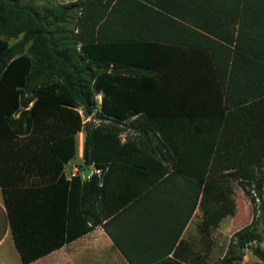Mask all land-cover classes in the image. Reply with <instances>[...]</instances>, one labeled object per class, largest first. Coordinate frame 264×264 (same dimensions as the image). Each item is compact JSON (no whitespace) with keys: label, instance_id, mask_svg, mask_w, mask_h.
<instances>
[{"label":"trees","instance_id":"obj_1","mask_svg":"<svg viewBox=\"0 0 264 264\" xmlns=\"http://www.w3.org/2000/svg\"><path fill=\"white\" fill-rule=\"evenodd\" d=\"M20 35L14 45L1 38ZM81 131L82 166L102 175L67 181ZM167 162L189 171L197 197L205 184L208 227L236 214L227 194L239 185L256 210L220 264H239L247 250L264 264V0H0V185L24 264L100 221L86 195L100 196L111 170H139L145 189ZM42 171L79 188L84 227L68 225L67 238L39 249L13 207Z\"/></svg>","mask_w":264,"mask_h":264},{"label":"crops","instance_id":"obj_2","mask_svg":"<svg viewBox=\"0 0 264 264\" xmlns=\"http://www.w3.org/2000/svg\"><path fill=\"white\" fill-rule=\"evenodd\" d=\"M129 131L120 135L122 142L133 135ZM75 139L76 157L63 170L66 180L72 179L74 166L80 170L77 176L82 181L81 172L87 168L92 169L91 175L100 177L102 171L95 166H82L84 131ZM167 158L171 162L173 154ZM166 166L164 177L145 189L139 170H111L103 193L86 195L85 207H97L100 221L94 226L89 221L92 229L86 234L65 241L29 264H207L206 258L214 254L217 245L213 232L223 231L233 216L223 218L217 227H208L201 207L205 184L197 197L189 171L174 169L168 162ZM42 172L26 178L21 188L32 190L17 193L13 207L15 221L25 228L26 237L41 242L39 249L67 238L68 225L71 232L84 227L78 224L82 211L79 188H66L53 181L52 171ZM0 264H24L13 240L1 185Z\"/></svg>","mask_w":264,"mask_h":264},{"label":"rangeland","instance_id":"obj_3","mask_svg":"<svg viewBox=\"0 0 264 264\" xmlns=\"http://www.w3.org/2000/svg\"><path fill=\"white\" fill-rule=\"evenodd\" d=\"M27 1L28 0H21L22 3ZM72 1L75 0H55V3L65 4ZM36 7L41 12H45L42 2H37ZM1 38L6 40L9 45H14L22 40L23 35H20L18 38L4 36H1ZM30 47L31 42H27L24 46L23 54L30 56ZM96 98L99 103L100 96L98 95ZM129 133L131 134V131H129ZM74 162H78V158H76ZM227 197L235 205L236 214L231 219H229L226 224L223 225V231H219L217 229L215 232H213V234L211 233L212 236L217 240V245L215 251H213L214 254L206 258L207 264H220V259L224 256L232 235L236 231L250 224L255 214L256 207L251 204L250 199L245 195L244 191L236 184V182L233 184L232 191L228 192ZM258 202L259 201H257V204H259ZM258 231L262 237L260 247L264 249V225H260ZM257 245L259 244H253V246ZM255 262H258V259L252 254L251 250H247L245 257L239 264H252Z\"/></svg>","mask_w":264,"mask_h":264},{"label":"water","instance_id":"obj_4","mask_svg":"<svg viewBox=\"0 0 264 264\" xmlns=\"http://www.w3.org/2000/svg\"><path fill=\"white\" fill-rule=\"evenodd\" d=\"M96 168V167H94ZM92 173V169L91 168H87L84 170L83 172V178H84V181H87L88 180V177L89 175Z\"/></svg>","mask_w":264,"mask_h":264},{"label":"built area","instance_id":"obj_5","mask_svg":"<svg viewBox=\"0 0 264 264\" xmlns=\"http://www.w3.org/2000/svg\"><path fill=\"white\" fill-rule=\"evenodd\" d=\"M73 169H75L74 170V172H72L71 173V177H75L79 172H80V170L76 167V166H74V168ZM84 172V171H83ZM83 172H81L82 174H83ZM91 175V174H90ZM90 175H89V177H90ZM88 177V178H89Z\"/></svg>","mask_w":264,"mask_h":264}]
</instances>
